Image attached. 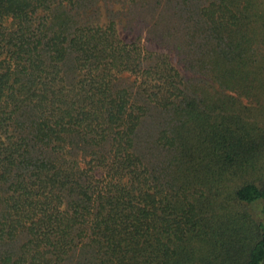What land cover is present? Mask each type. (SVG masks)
<instances>
[{
    "label": "trees",
    "instance_id": "1",
    "mask_svg": "<svg viewBox=\"0 0 264 264\" xmlns=\"http://www.w3.org/2000/svg\"><path fill=\"white\" fill-rule=\"evenodd\" d=\"M52 1L0 0V264H69L74 251L71 264H264V178H247L264 165V120L238 100L264 91V65L236 0H165L182 25L164 36L216 88L113 21H55ZM149 104L168 115L159 171L136 150ZM79 147L88 169L67 157ZM229 199L261 207L224 217Z\"/></svg>",
    "mask_w": 264,
    "mask_h": 264
},
{
    "label": "rangeland",
    "instance_id": "2",
    "mask_svg": "<svg viewBox=\"0 0 264 264\" xmlns=\"http://www.w3.org/2000/svg\"><path fill=\"white\" fill-rule=\"evenodd\" d=\"M158 1L139 0L137 2H131L129 0H84V4L80 7L70 9V6L66 2L62 5H57L58 0H53L51 2V9L54 11L56 18L53 16L52 10L48 11V14L55 21L60 18H57L56 15L60 14V11L69 14V16L72 15L74 18L73 20H78L79 22L81 20L83 23L95 22L105 26L109 21H113L117 34L123 41L128 43L136 42L145 50L167 54L170 62L187 79L188 84H199L205 81V87L210 85L216 88L217 84L214 81L211 79L206 80L208 76L196 74L190 69L187 63L189 58L185 53H182L181 50L173 45L176 42L174 37L167 39L164 36L171 32L173 34H178L177 39H179L181 34L178 28L181 27L182 21L178 19L177 15L173 14L174 6L172 2H165V0ZM236 5L242 14L243 26L240 30V34H249L252 38V46L255 44L254 50L261 52L260 60L262 65H264V0H236ZM39 12L40 14L46 13V11L41 10ZM3 25L8 30H11L14 28L15 22L11 18H5ZM72 63L70 59L63 66L64 74L68 81L72 80L76 75V70L73 68ZM142 64L146 66L148 62ZM121 79L124 86H131L134 92L138 90L136 85L133 86L135 80L133 75H125ZM238 100L251 119L255 117L262 121L264 120V91L259 89L255 91L254 95L248 97L241 96ZM151 106L153 105L149 104L147 106L146 116L138 129L136 150L141 154L143 160L148 163V165H152V167H155L156 171H159L161 168L167 166V162L172 155L167 151H161L157 148L153 144V139L156 137L159 125L167 120L168 115ZM67 157L74 158L86 169L90 167L87 163L90 156H85V152L80 147L76 148L73 153L70 152L69 148ZM100 174V171L96 172V175ZM247 178H252L259 182L260 179L264 178V165L260 166L259 170L247 175ZM230 187L226 186L225 189ZM260 207L261 204L257 203L239 208L233 200L229 199L225 201L223 211L219 212L223 214L222 216L224 217H230L237 211L252 214L255 209L257 210ZM8 246H4L2 250H4L5 247L8 248ZM75 259L76 251L73 252L68 263H73Z\"/></svg>",
    "mask_w": 264,
    "mask_h": 264
}]
</instances>
